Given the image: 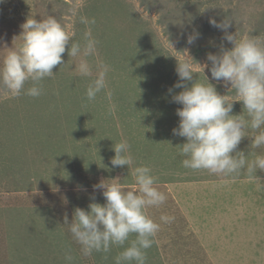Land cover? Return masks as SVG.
Returning a JSON list of instances; mask_svg holds the SVG:
<instances>
[{"label": "rangeland", "instance_id": "rangeland-1", "mask_svg": "<svg viewBox=\"0 0 264 264\" xmlns=\"http://www.w3.org/2000/svg\"><path fill=\"white\" fill-rule=\"evenodd\" d=\"M229 5L242 15L233 16L232 33L256 29L264 38V0H0V59L22 43L21 25L31 17H55L82 47L96 41L95 54L87 57L91 76L80 75V57L66 51L65 63L40 82L39 97L0 89V264H115L109 256L131 237L123 247L84 256L71 234L66 238L64 219L70 223L77 207L87 210L90 194L104 203L101 191L93 192L101 180L115 178L133 190L132 170L140 165L151 168L167 197L147 215L157 223L161 215L175 217L161 224L146 264H264V172L253 179L246 169L235 178L186 169L179 154L185 141L172 133L181 107L168 93L178 79L176 64L188 58L194 79L206 83L192 58L202 64L206 53L218 51L213 42L219 45L223 34L208 20ZM193 30L201 34L198 46L186 44ZM137 63L143 69L133 72ZM105 65L106 86L89 101L86 89ZM205 75L233 101V114H243L233 89ZM129 112L136 114L133 124H127ZM255 134L247 130L237 148L249 162L264 155V146L252 147ZM121 141L130 145L134 164L113 168V146Z\"/></svg>", "mask_w": 264, "mask_h": 264}, {"label": "clouds", "instance_id": "clouds-1", "mask_svg": "<svg viewBox=\"0 0 264 264\" xmlns=\"http://www.w3.org/2000/svg\"><path fill=\"white\" fill-rule=\"evenodd\" d=\"M81 22L87 23L83 18ZM208 23L223 35L219 45L213 42L218 51L206 53L205 62L196 63L206 83L194 79V66L185 58L177 62L178 79L168 89L170 102L181 106L176 109L178 125L172 129L173 135L185 141L179 145V154L183 157L181 164L186 169L233 178L246 169L250 178L258 179L255 174L257 170L264 172V155H257L249 162L237 148L249 129L256 133L252 147L264 146V38L251 33L238 36L236 32H229L230 19L209 18ZM21 29L22 43L14 49L4 47L8 51L0 59V89L10 96L39 97L42 94L40 82L52 77L53 69L65 63L62 57L66 51L72 57H80V75H92L87 57L96 52L95 40L87 39L83 47L72 42L74 33L67 32L53 16L39 20L27 18ZM200 36L198 30H193L186 36V44H195ZM225 42L232 47L226 48ZM107 70L106 65L102 66L86 89L89 101L105 88ZM205 70L211 80L233 89L242 102L243 114H233V101L217 92ZM29 83L31 86L26 88ZM175 89L182 90L174 92ZM113 151L110 160L113 168H128L134 164L127 141L116 143ZM132 175L133 190L125 191L115 178L110 183L101 180L93 186V192L101 191L104 203L95 202V195L90 194L93 202L88 204L87 210L75 208L70 223L65 216L64 224L68 225L84 256L93 252L108 253L113 246L123 247L135 236L115 257V264H146V250L152 247L161 224L174 221V216L161 215V223H157L147 215V209L158 208L167 199L156 186L158 181L151 168L135 166ZM65 260L70 262L72 256L66 254Z\"/></svg>", "mask_w": 264, "mask_h": 264}, {"label": "trees", "instance_id": "trees-1", "mask_svg": "<svg viewBox=\"0 0 264 264\" xmlns=\"http://www.w3.org/2000/svg\"><path fill=\"white\" fill-rule=\"evenodd\" d=\"M258 2H260V0H258ZM223 5V4H222ZM223 8H225V11H220L219 13H218V15H217V20L218 21H222L224 18L225 19H230V20H232V26L230 27V29H229V32H231V31H234L236 28L234 27V25H233V16L237 19V18H240V17H242V15H239V14H236V11L235 10H237V6L235 7H233V6H231V5H229L228 7L227 6H225V7H223ZM187 15H185V17H186ZM191 20V24H192V22H193V19H190ZM190 20H189V22H190ZM252 34L253 35H256V36H259V34H258V31L255 29V30H253L252 31ZM196 46H198V44H195ZM142 49V48H141ZM197 52L198 53H200V50H198L197 49ZM193 62L194 63H197L199 60V57H197L195 54L193 55ZM137 61H140V60H136V62ZM153 63V62H152ZM140 64H142V62H140ZM140 64H133V66H134V68H133V72H136V70L137 71H139V69H143V68H141L140 66ZM146 66V65H145ZM151 67H153V64H151L150 65V70H151ZM148 70H149V67H146ZM131 69H132V67H131ZM144 72H147V71H144ZM140 80H142V81H144V79L143 78H140ZM98 109V105L97 106H95V107H93L92 108V110L93 111H95V110H97ZM55 117H56V115H54ZM127 116V118H128V123L127 124H133V119L135 118V116H136V114L134 113L133 114V112L130 114V112H129V115H126ZM100 119V117H99V115H98V117H97V120H99ZM111 129H112V131L114 132V129H116V127L114 126V122H113V125H112V127H111ZM49 225V224H48ZM45 227H48L47 225H44ZM159 234V232L157 233V235ZM69 235H70V233H68V234H66V238H68L69 237ZM60 236H62V232H61V235ZM131 238L132 239H134V237L133 236H131ZM156 240V237L154 238V241ZM155 247V246H154ZM117 256V254H116V252H115V250H113V252H112V254L109 256V259H111L112 261H114L115 262V257ZM156 256H157V254H156ZM150 259V258H149ZM149 263H151V262H149ZM152 264V263H151Z\"/></svg>", "mask_w": 264, "mask_h": 264}, {"label": "crops", "instance_id": "crops-1", "mask_svg": "<svg viewBox=\"0 0 264 264\" xmlns=\"http://www.w3.org/2000/svg\"><path fill=\"white\" fill-rule=\"evenodd\" d=\"M172 197H173V196H172ZM170 198H171V196H170ZM173 198H174V199H177V198H175V197H173ZM173 198H172V199H173ZM172 199H171V200H172ZM185 199H186L185 201H186V206H187V205H189V201H188V200H190V199H188V198H185ZM184 206H185V205H184ZM177 210H178L177 213H179V214L181 215L182 213L179 212L180 210H179V209H177ZM261 222H262V221H261ZM261 235H262V233H260L259 237H260ZM254 237H256V236H252V238H251L252 241H253V238H254Z\"/></svg>", "mask_w": 264, "mask_h": 264}]
</instances>
